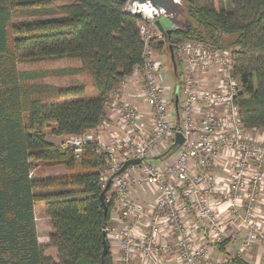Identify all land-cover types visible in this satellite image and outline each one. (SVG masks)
<instances>
[{"label":"trees","instance_id":"trees-1","mask_svg":"<svg viewBox=\"0 0 264 264\" xmlns=\"http://www.w3.org/2000/svg\"><path fill=\"white\" fill-rule=\"evenodd\" d=\"M184 1L191 25L188 31L174 30L170 46L191 39L231 50L241 120L248 129L264 127V0ZM126 3L0 0V264H104L103 233L113 208L108 201L112 183L104 201L101 197L108 156L92 141L77 158L70 147L47 136L98 127L111 95L144 64L142 20L126 13ZM164 36L153 38L150 46L164 49ZM66 57L81 64L51 71L18 66ZM83 73L92 78L97 93L92 98L59 100L79 97L87 86L42 81L49 74ZM41 166H65L66 172L45 176ZM40 201L51 222L49 246L57 260L44 254L38 238L35 206ZM105 262L113 264L110 252Z\"/></svg>","mask_w":264,"mask_h":264},{"label":"built area","instance_id":"built-area-1","mask_svg":"<svg viewBox=\"0 0 264 264\" xmlns=\"http://www.w3.org/2000/svg\"><path fill=\"white\" fill-rule=\"evenodd\" d=\"M140 32L146 48L144 64L135 72L142 74V94L150 106L151 128L141 124L143 113L133 105L116 101L117 123L103 127L111 140L98 142V150L108 156L109 166L103 172L106 183L123 163L139 158L141 163L128 166L112 179L111 196L120 206V218L130 224L107 228L109 242L121 246L120 264H166L164 256L173 248L181 264H204L210 259L213 246L224 236L227 221L220 219L209 195L220 194L231 201L244 203L243 212L233 210L230 223L245 232L243 248L264 243V217L257 214V205L264 188V142H257L246 133L237 102L240 81L234 75L231 50L203 43L183 42L175 48L181 55V80L174 86L164 83L163 62L155 57L150 41L165 34L155 23L142 20ZM183 134V143L173 147L176 133ZM66 146L80 158L93 136L87 133L70 135ZM173 149L169 154V150ZM165 159L162 166L152 162ZM223 161L228 177L219 179L214 168ZM194 167L196 172L192 174ZM147 183L158 191L151 210L130 197L131 186ZM229 208V209H230ZM193 211L196 222L183 221V214ZM230 211V213H231ZM147 221L149 232L142 233ZM229 223V222H228ZM207 227L209 241L196 244L199 231ZM167 230L173 234V245L158 243L157 237ZM235 259L219 264H234Z\"/></svg>","mask_w":264,"mask_h":264},{"label":"crops","instance_id":"crops-1","mask_svg":"<svg viewBox=\"0 0 264 264\" xmlns=\"http://www.w3.org/2000/svg\"><path fill=\"white\" fill-rule=\"evenodd\" d=\"M162 53L159 50H155V57L159 60H162ZM163 61V60H162ZM164 64V61H163ZM175 72V71H174ZM177 76V74H175ZM179 75V73H178ZM142 74L139 72H135L132 76L128 77L124 82L123 86L119 90L118 93H113L111 95V101L108 104L105 116L100 125L96 128L90 129L87 134H91L93 136V140L97 142H109L111 140L110 131L103 127L104 121H111L113 123L114 130H117L121 133L124 132L123 127L117 123L118 119V111L115 107L116 101L125 102L130 105L136 106L142 113L143 119L141 124H144L145 127L151 128V116L149 115L151 112L150 106L146 103L144 96L142 94ZM180 81V78L178 82ZM247 134H249L253 140L257 142H264V127L254 128V129H246ZM68 135L56 136L48 134L47 139L53 144H58V139L62 138V140ZM62 142V141H61ZM156 151H153L150 154V157H154L156 155ZM157 163L160 165L165 164V159L159 158ZM52 168H59L60 171H53ZM197 170L196 167L192 170V174ZM66 172L65 166H55V167H45V171L43 175H52L57 173ZM214 172L219 179L227 178L228 172L226 171V167L223 161H220L219 164L214 168ZM130 197L144 204L149 210L152 209L156 197L158 195V191L154 186L149 185L147 183L142 182L141 184L134 183L129 189ZM112 192L110 191L109 195L111 196ZM210 202L214 207L216 213H218L220 219L225 220L227 225L226 232L222 239L217 242L211 251V257L204 264H219L223 262H228L230 259L240 258L249 264H264V243H255L254 246L246 250L243 248V241L245 239L244 230L237 225V223H230V219L233 215L232 208L237 210L238 212H243L244 203L241 201H231L229 198H226L220 194L209 195ZM230 208V209H229ZM231 211V213H230ZM257 214L261 217H264V188L260 195V202L257 205ZM36 216V225L38 231V238L41 245L44 248V254L46 256L52 257L57 260V252L54 247L49 246L50 243V232H51V222L50 219L46 216L45 212H41V214H37L35 210ZM183 221L188 224H192L196 222V218L193 211H188L183 214ZM229 222V223H228ZM109 228H120L126 224H130V219H121L120 218V206L113 201V208L111 213V220L109 222ZM148 222L145 221L141 227L140 231L142 233L149 232ZM158 243L162 245H173L175 241V237L173 234L167 230H163V232L157 237ZM209 241V236L207 234V227L203 225L199 231L198 240H196V244H202ZM110 253L112 256L113 264H120L119 258L121 255V246L118 242H110ZM136 264H142V259L140 256L136 257ZM164 262L166 264H181L179 260V256L175 249H171L169 253L164 256ZM234 264H237L234 262Z\"/></svg>","mask_w":264,"mask_h":264},{"label":"water","instance_id":"water-1","mask_svg":"<svg viewBox=\"0 0 264 264\" xmlns=\"http://www.w3.org/2000/svg\"><path fill=\"white\" fill-rule=\"evenodd\" d=\"M186 3L184 0H127L125 5V11L128 14L134 15L140 20H145L148 22L155 23L158 28L168 36L174 30L188 31L191 22L185 17L186 13ZM171 59L173 61L174 68H177V62L174 54V47H170ZM183 143V134L181 132L176 133L175 143L173 147ZM141 163L139 158H130L126 160L121 168L114 174H112L102 193L101 197L104 201V194L109 190L112 179L122 173L128 166L137 165ZM103 251L102 260L105 262L106 255L110 252V242L107 238V232L103 233Z\"/></svg>","mask_w":264,"mask_h":264},{"label":"rangeland","instance_id":"rangeland-1","mask_svg":"<svg viewBox=\"0 0 264 264\" xmlns=\"http://www.w3.org/2000/svg\"><path fill=\"white\" fill-rule=\"evenodd\" d=\"M172 33L171 35L169 34L168 36H164V39L167 42V45L164 49H162L160 51V53H162V60L164 61L163 64V75H164V83H167L170 86H174L175 84L178 83V80L180 78L181 80V71L183 68V61L181 60V55L178 54V52L176 51V49H174V54H175V58H176V62L178 63L176 69H178V73L177 76L174 74V65H173V61L171 59V50H170V42L169 40L172 39ZM183 42H192L194 45H196V43H203V42H198V41H194L191 39H185L183 40L181 43ZM180 43V44H181ZM205 44V43H203ZM169 45V46H168ZM207 45V44H206ZM211 46V45H208ZM222 48V47H221ZM224 50H229L225 47H223ZM155 52V51H154ZM161 60V61H162ZM80 59L79 58H63V59H41V60H29V61H23L20 62L18 64L20 69H32V70H45V71H51L54 69H59V68H64V67H70V66H78L80 65ZM42 81L51 84V85H70L72 83H85V85L87 86L86 91L84 92L83 95L79 96V97H69V98H60L59 100H73V99H77V98H92L94 96L97 95L94 87H93V83H92V78L90 76V74L88 73H83V74H79V75H67V76H61V75H55V74H49L48 76H46ZM117 109V108H116ZM118 110V109H117ZM91 135V134H89ZM71 136H66L63 140L62 138L58 139V144L59 145H64L67 142V139H69ZM62 141V142H61ZM100 143H106V142H100ZM152 162H157L158 159L155 158H151ZM47 168V167H46ZM49 168V167H48ZM53 171L57 170L60 171L59 168H52ZM40 173H44L45 171V167L41 166L39 169ZM35 210L37 212V214H41V212H45L44 211V203L42 201L37 202L36 206H35Z\"/></svg>","mask_w":264,"mask_h":264},{"label":"bare ground","instance_id":"bare-ground-1","mask_svg":"<svg viewBox=\"0 0 264 264\" xmlns=\"http://www.w3.org/2000/svg\"><path fill=\"white\" fill-rule=\"evenodd\" d=\"M163 62V61H162ZM110 224V223H109ZM109 226V225H108Z\"/></svg>","mask_w":264,"mask_h":264}]
</instances>
